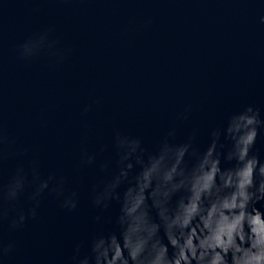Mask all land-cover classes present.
I'll return each instance as SVG.
<instances>
[{
    "label": "water",
    "instance_id": "water-1",
    "mask_svg": "<svg viewBox=\"0 0 264 264\" xmlns=\"http://www.w3.org/2000/svg\"><path fill=\"white\" fill-rule=\"evenodd\" d=\"M261 17L264 0H0V130L11 142L0 183L21 167L31 180L34 165L40 180L54 178L38 206L37 184L4 203L0 243L14 246L0 264H71L77 244L84 254L93 234L118 227L120 202L93 203L116 170L117 133L138 138L146 156L195 131L203 151L248 105L264 120ZM44 31L61 57L20 58L17 47ZM254 150L264 159V130ZM72 193L76 207L62 206ZM21 211L23 224L11 227Z\"/></svg>",
    "mask_w": 264,
    "mask_h": 264
},
{
    "label": "clouds",
    "instance_id": "clouds-1",
    "mask_svg": "<svg viewBox=\"0 0 264 264\" xmlns=\"http://www.w3.org/2000/svg\"><path fill=\"white\" fill-rule=\"evenodd\" d=\"M55 45L44 31L20 44L17 55L30 59L46 50L60 58ZM261 130L259 110L248 105L232 114L226 127L211 131L203 151L193 143L195 131L179 144L164 138L146 156L138 138L117 133L116 170L102 188L94 189L93 203L107 208L112 200L120 202L118 227L93 234L84 254L83 242L77 244L71 264H264V159L254 150ZM10 143L0 130V159ZM222 158L230 166L222 167ZM84 159L91 163L94 157L85 153ZM53 179L40 180L35 165L31 180L17 168L6 184L0 183V221L8 214L4 203L14 207L27 184H37L32 199L38 206L39 195ZM125 182L128 187L121 194L118 189ZM63 183L61 178L53 188L58 195ZM75 195L66 197L62 206L75 208ZM30 214L36 215V207ZM24 220L21 211L11 227ZM13 246L0 243V255Z\"/></svg>",
    "mask_w": 264,
    "mask_h": 264
}]
</instances>
